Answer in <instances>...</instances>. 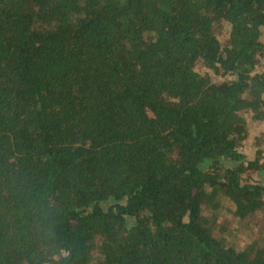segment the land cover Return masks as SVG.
Wrapping results in <instances>:
<instances>
[{"label":"trees","instance_id":"obj_1","mask_svg":"<svg viewBox=\"0 0 264 264\" xmlns=\"http://www.w3.org/2000/svg\"><path fill=\"white\" fill-rule=\"evenodd\" d=\"M262 58L264 0H0V264H264Z\"/></svg>","mask_w":264,"mask_h":264},{"label":"rangeland","instance_id":"obj_2","mask_svg":"<svg viewBox=\"0 0 264 264\" xmlns=\"http://www.w3.org/2000/svg\"><path fill=\"white\" fill-rule=\"evenodd\" d=\"M224 31L220 34V39H224ZM257 71H264V58L261 59L258 66L256 67ZM211 76L214 78V74L212 72H209ZM216 78V77H215ZM228 78V77H225ZM224 77H217V80H223ZM248 128H249V134L247 140H245L241 146V152L248 158L252 159L255 156V152L258 149H264V121L259 122L255 121L252 118V115L250 113L245 114ZM216 162H218L223 167H232L235 165V162L220 157L216 159ZM204 170H207L208 165L203 166ZM244 181L247 182H258L262 185H264V172H257V171H249L245 174H243ZM114 204L113 201H109L105 204H103V208H107L108 206ZM220 221L221 218L224 220L225 225L227 227L226 233H232L235 234L232 238L238 240H241L242 237L245 235L244 228L242 227V223L234 220L232 218V214L229 212V210L225 209L220 211ZM127 222L129 224L133 223V218L127 217ZM234 232V233H233Z\"/></svg>","mask_w":264,"mask_h":264}]
</instances>
